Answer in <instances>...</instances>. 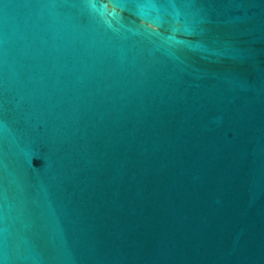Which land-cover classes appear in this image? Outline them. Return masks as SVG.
Here are the masks:
<instances>
[{"label":"water","instance_id":"water-1","mask_svg":"<svg viewBox=\"0 0 264 264\" xmlns=\"http://www.w3.org/2000/svg\"><path fill=\"white\" fill-rule=\"evenodd\" d=\"M0 264H264V0H0Z\"/></svg>","mask_w":264,"mask_h":264}]
</instances>
